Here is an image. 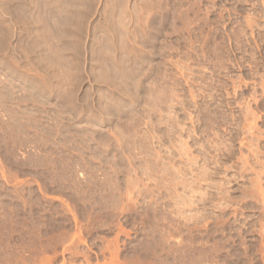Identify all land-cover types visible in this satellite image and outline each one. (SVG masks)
Returning <instances> with one entry per match:
<instances>
[{"label": "rangeland", "instance_id": "374dc122", "mask_svg": "<svg viewBox=\"0 0 264 264\" xmlns=\"http://www.w3.org/2000/svg\"><path fill=\"white\" fill-rule=\"evenodd\" d=\"M0 264H264V0H0Z\"/></svg>", "mask_w": 264, "mask_h": 264}]
</instances>
